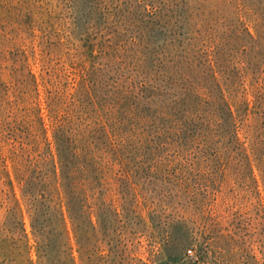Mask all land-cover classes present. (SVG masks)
<instances>
[{"label":"rangeland","instance_id":"rangeland-1","mask_svg":"<svg viewBox=\"0 0 264 264\" xmlns=\"http://www.w3.org/2000/svg\"><path fill=\"white\" fill-rule=\"evenodd\" d=\"M79 87L111 140L80 243L20 183ZM0 264H264V0H0Z\"/></svg>","mask_w":264,"mask_h":264},{"label":"trees","instance_id":"trees-1","mask_svg":"<svg viewBox=\"0 0 264 264\" xmlns=\"http://www.w3.org/2000/svg\"><path fill=\"white\" fill-rule=\"evenodd\" d=\"M79 82L80 87L83 86L87 90L86 78L81 76ZM80 87L65 96L63 103L66 106L64 108L52 110L50 117L53 140L48 142L50 146L48 155L38 160H29L25 173L20 176V183L24 182L25 202L27 204H49L47 209L51 208L54 214L61 215L55 229L63 228L65 234L69 232L68 216L78 243L86 232L97 230L90 221L86 231L81 215L85 211L91 212L93 204H111V195H109L111 192V163L109 160L111 140L108 146L104 145L103 148L92 150L90 143L85 141L82 144V140L78 138L81 133L75 128L73 113L76 109V102L79 100L77 95L80 93ZM126 88L131 90L130 85ZM117 140L122 142V138H117ZM52 144L55 147V153ZM49 155L50 159L47 158ZM16 204L20 202L17 200ZM64 206H66L67 216H65ZM85 206L87 209H84ZM32 225L38 236L45 232V225L38 224L36 218Z\"/></svg>","mask_w":264,"mask_h":264}]
</instances>
